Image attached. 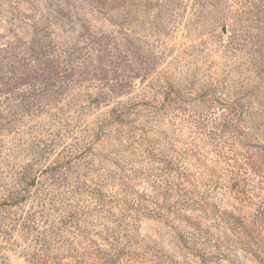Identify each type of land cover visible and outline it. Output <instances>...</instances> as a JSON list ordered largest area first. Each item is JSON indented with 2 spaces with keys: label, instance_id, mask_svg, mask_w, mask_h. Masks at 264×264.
<instances>
[{
  "label": "rangeland",
  "instance_id": "obj_1",
  "mask_svg": "<svg viewBox=\"0 0 264 264\" xmlns=\"http://www.w3.org/2000/svg\"><path fill=\"white\" fill-rule=\"evenodd\" d=\"M0 264H264V0H0Z\"/></svg>",
  "mask_w": 264,
  "mask_h": 264
},
{
  "label": "water",
  "instance_id": "obj_2",
  "mask_svg": "<svg viewBox=\"0 0 264 264\" xmlns=\"http://www.w3.org/2000/svg\"><path fill=\"white\" fill-rule=\"evenodd\" d=\"M223 31H224V33H225V35H226V29H223Z\"/></svg>",
  "mask_w": 264,
  "mask_h": 264
},
{
  "label": "trees",
  "instance_id": "obj_3",
  "mask_svg": "<svg viewBox=\"0 0 264 264\" xmlns=\"http://www.w3.org/2000/svg\"><path fill=\"white\" fill-rule=\"evenodd\" d=\"M243 228H244V227H243V226H241V229H242V230H243Z\"/></svg>",
  "mask_w": 264,
  "mask_h": 264
}]
</instances>
